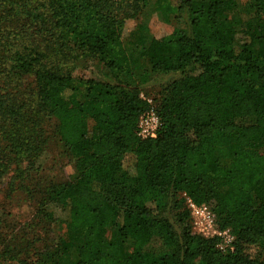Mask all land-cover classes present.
<instances>
[{
  "label": "trees",
  "instance_id": "16d2710c",
  "mask_svg": "<svg viewBox=\"0 0 264 264\" xmlns=\"http://www.w3.org/2000/svg\"><path fill=\"white\" fill-rule=\"evenodd\" d=\"M175 1L163 6L167 34L128 41L126 22L149 0H20L3 10L12 25L0 28V181L8 168L33 181L54 133L74 176L41 189L34 223L65 224L78 240L70 264H264V0ZM78 57L113 81L86 80L78 92L62 60ZM153 73L180 77L150 105L132 86ZM26 76L32 87L22 89ZM150 110L158 129L142 139ZM187 200L208 208L231 250L192 229ZM8 217L0 210V228ZM11 256L69 264L59 243Z\"/></svg>",
  "mask_w": 264,
  "mask_h": 264
},
{
  "label": "rangeland",
  "instance_id": "374dc122",
  "mask_svg": "<svg viewBox=\"0 0 264 264\" xmlns=\"http://www.w3.org/2000/svg\"><path fill=\"white\" fill-rule=\"evenodd\" d=\"M20 0H0V28L4 32L12 25L11 22L2 20L3 10H7L11 5L18 3ZM244 2L245 0H238ZM169 2L174 4L175 0H149L147 7L144 8L134 20L127 21L123 31V39L131 40L143 36L152 38H160L168 33L169 26L164 24L168 20V14L163 8L164 3ZM160 9V10H158ZM230 19H233L235 12L227 14ZM16 25V24H15ZM67 63L68 67L73 68L71 76L73 77V86L82 90L83 81L90 80L99 86H104L113 81L109 72L104 69L96 61L89 60L85 57L76 59H62ZM179 74L176 73H153L149 74L148 80L140 85L134 83L133 89L139 93L141 99L147 100L150 105L154 104V100L161 88L168 83L177 80ZM33 79L29 76L22 78V89L32 87ZM54 123L52 122V127ZM50 128L53 131V128ZM47 150L40 156L36 163V167L40 169V173L36 175L32 181L18 178L17 172L8 168L6 174L7 179L0 181V210L4 214L9 215L3 219L4 226L0 228V255L8 253L5 261L0 264H13L16 258H30L39 254L52 244H58L64 252L69 264L74 263L77 252L76 248L78 240L73 235L66 234V226L64 223H41L35 225V213L39 208V204L43 199L41 189L49 183H63L74 176V169L71 160L65 155L59 144L56 142L54 133ZM235 148V147H234ZM237 150L236 148L234 151ZM256 152L264 156V145L258 147ZM231 161V157H226L222 162L226 167ZM114 194L119 193V189L111 187ZM185 209L189 212L191 227L194 230L193 219L189 211L187 203ZM210 213V211H209ZM209 219L213 222L214 218L210 213ZM207 220V219H206ZM33 224V225H31ZM177 230L178 227H175ZM195 231V230H194ZM114 234V229H108L104 234L105 239H111ZM126 252H131V245L125 243ZM11 253V254H10ZM11 256L13 261L8 262V257Z\"/></svg>",
  "mask_w": 264,
  "mask_h": 264
},
{
  "label": "built area",
  "instance_id": "2783aa9c",
  "mask_svg": "<svg viewBox=\"0 0 264 264\" xmlns=\"http://www.w3.org/2000/svg\"><path fill=\"white\" fill-rule=\"evenodd\" d=\"M158 125L159 121L156 114L150 110L140 117L137 134L142 139L154 138ZM186 203L193 219L194 230L203 237L215 233L220 238L218 248L221 251L231 250L232 236L227 231H215L213 222L209 219L210 213L208 208L205 206H196L190 200H187Z\"/></svg>",
  "mask_w": 264,
  "mask_h": 264
}]
</instances>
